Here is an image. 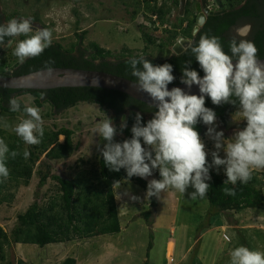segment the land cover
Listing matches in <instances>:
<instances>
[{"label": "trees", "instance_id": "16d2710c", "mask_svg": "<svg viewBox=\"0 0 264 264\" xmlns=\"http://www.w3.org/2000/svg\"><path fill=\"white\" fill-rule=\"evenodd\" d=\"M125 0L122 5L132 7V17L139 12L145 18V22L158 34L145 32L141 25L139 28L145 47L140 54H133L130 49L122 47L121 52L114 55L108 49L101 47L95 41H90L87 47L82 45L83 36L76 35L77 42L63 46L61 43L52 42V45L44 52L33 58H28L24 63L19 61L10 63L6 59V52L2 48L12 38L6 37L5 44L0 45V76L5 75L7 69L12 70V75H24L34 71L47 68H75L83 70H96L114 74L135 82L131 70L127 64L130 57L139 55L155 65L169 63L173 66V75L176 79L169 85L180 84L182 75L181 69L186 66L185 62L191 60L190 67L195 69L200 76L204 73L199 68L198 62L185 50L178 55H171L164 59V49L171 47L178 37L198 41L201 34L215 35L221 38L224 50L228 51V41L234 35L236 27L243 24H250L251 31L247 39L253 41L258 49L257 57L264 58V0H211L214 11H222L218 15L207 16L205 23L193 36V28L196 24L194 3L196 0H185L184 14H177L174 21H170L171 6H178L180 0ZM152 4V5H150ZM141 10V11H139ZM17 14H7L0 10V23L7 22ZM18 16V15H17ZM166 28L155 27V20ZM36 21H39L35 18ZM24 39L17 37V41ZM158 39V41H157ZM157 45L161 55L153 56L148 52L149 47ZM15 49V47H14ZM22 94L33 96L34 105L41 107L47 104L51 112L59 113L66 109L75 107L81 102L97 104L112 111L116 118L129 110L127 127L125 132L127 139L131 137L130 129L134 123V114L141 113L142 122L152 117V109L146 104L137 101L121 92L106 90L94 87H63L48 90H21L7 89L0 87V116L12 118L14 114L23 111L12 112L9 109L8 100L10 97H18ZM18 99V98H17ZM19 100V99H18ZM21 108L24 105L21 100ZM205 106L212 108L217 121L223 125L227 124L228 113L236 111L238 106L232 104L213 105L210 98L205 99ZM154 111V109H153ZM44 128V135L40 143L26 145L14 133H7L0 129L2 137L9 146L10 151L20 153L15 159L7 160V167L10 175L6 180L0 182V206L10 195L6 194L10 189H18L21 185L27 186L34 173L37 175L38 188L42 187L48 179L52 180L51 187H48L44 196L47 201L34 200L25 211L16 215V224L9 232H5L0 226V260L5 258V248L12 244H31L43 248L50 244H64L72 241L86 240L102 235H117L121 232V223L115 203V181H121L120 188L135 184L146 191L147 180L139 177H132L127 183L124 169L119 172L109 171L104 165L100 155L96 163L85 169L78 167L71 178H63L51 173V160H65L76 149L72 137L74 131L67 127L57 128L56 126ZM196 129L200 136L205 134L204 124L198 123ZM59 136H64V141L59 142ZM104 142V141H103ZM28 150L30 156L27 160L23 158V152ZM43 156L44 160H39ZM38 163V164H37ZM84 163V162H83ZM154 179H159L158 171L153 172ZM211 179L208 181L210 188L206 199L210 205L208 214H220L232 217L231 213H240L247 209H264V170L261 172L252 171V179L245 184L237 182L235 186L224 184L226 176L224 171L210 169ZM234 188L235 195L229 196L224 193V188ZM120 192V190H118ZM50 193V195H49ZM121 193V192H120ZM157 198H149L148 210L141 213L144 220L149 218L152 208L155 209ZM225 216V217H226ZM230 222V221H229ZM232 223V221H231ZM230 223V224H231ZM208 225V224H207ZM240 237L243 233L240 232ZM153 238V237H152ZM241 244L247 246L245 238ZM152 239L148 241L145 256L152 250ZM17 264H24L18 260ZM61 264H76L73 257H67ZM140 264H148L142 260Z\"/></svg>", "mask_w": 264, "mask_h": 264}, {"label": "rangeland", "instance_id": "374dc122", "mask_svg": "<svg viewBox=\"0 0 264 264\" xmlns=\"http://www.w3.org/2000/svg\"><path fill=\"white\" fill-rule=\"evenodd\" d=\"M123 1L125 0H0V10L7 14H17L19 18L30 17L34 21L37 18L51 29L53 42L63 46L77 42L76 35H82L85 31L82 39L84 47H87L90 41H95L114 55L119 54L122 47L130 49L133 54H140L145 47L139 30L140 25L142 29L146 27V30H143L145 32L158 35L159 32L153 31V27L152 30L147 29V26L152 25L146 24L142 13L132 17L130 11L133 8L123 6ZM170 4V21H174L179 7L171 1ZM157 26L160 27V24ZM14 47L6 52V59L11 64L18 60L13 55ZM148 52L155 57L161 55L157 45L149 47ZM17 98L26 106L37 107L30 94H22ZM37 108L40 110L43 127H67L74 131L72 140L76 146L75 151L65 160L48 162L51 173L60 177L71 178L78 167L87 169L96 163L101 155L99 148L104 142L94 130L97 123L104 118V114L112 118L117 126L118 132L114 141L127 139L125 129L120 132L119 126L121 117L127 120L129 110H125L116 118L110 110L90 102L78 103L75 107L59 113L51 112L47 104ZM236 111L228 113L226 125L216 120L217 130L224 132L225 139H231L238 129L246 126V121L237 120ZM0 118L9 125L8 128L0 129L15 134L13 128L25 117L16 113L12 118ZM204 127L206 132L207 126ZM201 139L205 143L206 151L210 153L215 150L213 141L205 134ZM59 142H63V136H59ZM223 155L221 152L220 156ZM43 158L41 156L38 163L43 161ZM206 159L210 163L211 155ZM213 169L223 171V166ZM150 179H154V175L146 180ZM38 181L34 173L27 186L21 185L18 189L7 191L6 194L10 196L0 206V226L5 232L12 230L16 224V215L25 211L34 200L47 201L44 194L53 182L48 179L38 188ZM125 188H122L123 191L128 188L131 191L122 194L116 190L115 196L122 225L119 234L63 245L50 244L43 248L31 244H12L5 248V258L0 260V264H17L18 260H22L24 264H61L67 257L75 258L76 264H140L144 259L148 264H229V250L242 245L243 238L250 249L264 251V209H247L240 213H231L232 217L210 215V205L206 197L193 200L188 195L194 189L189 188L184 196L168 189L160 193L155 209L152 208L149 218L144 220L141 213L149 208V199L144 198L146 191L135 184H129L128 188ZM131 195L139 199L132 200ZM240 232L243 233L241 237ZM225 236L228 237L227 240ZM151 239L153 247L146 257L147 243Z\"/></svg>", "mask_w": 264, "mask_h": 264}, {"label": "clouds", "instance_id": "9594fccd", "mask_svg": "<svg viewBox=\"0 0 264 264\" xmlns=\"http://www.w3.org/2000/svg\"><path fill=\"white\" fill-rule=\"evenodd\" d=\"M159 24V28H163L158 21ZM155 27H158L156 22ZM234 31L227 52L219 36L207 33L201 34L198 41L189 43L185 51L198 62L204 75L200 76L190 67L191 60L186 61V66L181 69L180 83L188 91L180 87L169 90L168 85L176 79L171 64L155 65L143 55L127 60L131 75L136 78L133 87L145 93L151 101L152 117L142 122L141 113H135L131 137L120 142L114 141L118 132L116 124L105 114L94 131L104 141L99 148L104 165L113 172L124 169V182L134 176L147 179L158 171L160 178L148 180L144 198L159 199L160 193L168 189L184 196L192 188L194 191L188 193L191 199H204L210 188V169L223 166L224 184L233 186L237 182L245 184L250 181L253 169H264V63L257 57L255 43L247 39L251 25L243 24ZM19 36L24 39L16 42L13 55L21 64L28 58L41 55L53 42L51 29L34 30L30 17L11 18L0 23V45L5 44L6 37ZM179 38L184 39L180 36L176 41ZM193 85L198 87V95L191 94ZM206 97L213 105H237L235 116L238 121H246V126L238 129L231 139H225L224 132L217 130L215 111L205 106ZM8 104L10 111L22 110L25 117L13 128L15 134L28 145L40 143L44 135L40 110L34 106L22 109L16 97H10ZM198 123L207 126L205 135L213 141L215 149L210 153L196 129ZM8 127L7 121L0 118V128ZM126 127L127 120L121 117L119 131ZM19 154L10 151L0 137V182L10 175L7 160L15 159ZM209 154L212 157L210 163L206 159ZM29 156L30 152L25 150L23 158L27 160ZM113 186L119 189L121 181H115ZM224 193L234 196L235 189L225 187ZM130 199L139 198L131 195ZM228 255L229 264H264V251L244 245L231 248Z\"/></svg>", "mask_w": 264, "mask_h": 264}, {"label": "water", "instance_id": "95a60500", "mask_svg": "<svg viewBox=\"0 0 264 264\" xmlns=\"http://www.w3.org/2000/svg\"><path fill=\"white\" fill-rule=\"evenodd\" d=\"M184 6L185 0H180L178 13L181 16L184 14ZM201 6L202 7H200L199 4L196 5V24L193 28V32L199 30V28L205 23L207 16L222 13V11L209 9L206 0H201ZM14 41L15 38H12L11 43H8L3 47V51H8ZM190 42V39L184 38L183 41H181L179 38L174 45L164 49V59L169 58L173 54L178 55L182 53L188 47ZM258 59L264 63V58ZM49 69H51V71ZM134 83L135 82L132 80L103 71L58 67L41 69L24 75H12L10 71H7L4 76H0L1 88L48 90L63 87H94L121 92L150 107V99L145 93L137 91L136 88L133 87ZM172 87H180L188 91L186 86L181 83L168 85L169 90H171ZM190 92L191 94L198 95V87L193 85Z\"/></svg>", "mask_w": 264, "mask_h": 264}, {"label": "flooded vegetation", "instance_id": "af4514ba", "mask_svg": "<svg viewBox=\"0 0 264 264\" xmlns=\"http://www.w3.org/2000/svg\"><path fill=\"white\" fill-rule=\"evenodd\" d=\"M206 3H207V7L209 8V9H211V10H213V6H212V3H211V0H206ZM197 4H199L200 5V7H202L201 6V0H196L195 1V3H194V7H195V15H197V11H196V5ZM15 17L16 18H19L17 15H15ZM14 17V18H15ZM4 23H6V22H4ZM32 27L34 28V29H39V28H45V27H47V26H45L44 24H42L40 21H34V19H32ZM47 28H49V27H47ZM50 29V28H49ZM11 41V40H10ZM16 42H17V37H15V41H14V43L12 44V46L10 47V48H13L15 45H16ZM9 43V42H8ZM9 48V49H10ZM8 49V50H9ZM2 50H3V48H2ZM5 52V51H4ZM7 52V51H6ZM18 61V60H17ZM16 61V62H17ZM7 71H10L11 73H12V70H6L5 71V73L7 72ZM67 110V109H66ZM62 112V111H61ZM112 112V111H111ZM113 113V112H112ZM114 114V113H113ZM115 115V114H114ZM63 141H64V136H63Z\"/></svg>", "mask_w": 264, "mask_h": 264}, {"label": "crops", "instance_id": "0c3cea01", "mask_svg": "<svg viewBox=\"0 0 264 264\" xmlns=\"http://www.w3.org/2000/svg\"><path fill=\"white\" fill-rule=\"evenodd\" d=\"M128 188V187H127ZM124 189V188H123ZM123 189H116L117 190V192H119L118 190H120V192L122 193V194H124V193H127L128 191L130 192L131 190L128 188V190L126 191H123ZM126 189V188H125ZM116 190H115V196H116ZM117 210H118V208H117ZM118 214H119V212H118ZM119 216V215H118ZM120 217V216H119ZM121 227H122V225H121ZM102 236H106V235H102ZM99 237H101V236H97V238H99ZM94 238H96V237H94ZM84 241V240H83ZM73 242V241H72ZM69 243V242H68ZM68 243H64V244H68ZM57 245H63V244H57ZM48 246V245H47ZM46 247V246H45ZM153 263V262H152Z\"/></svg>", "mask_w": 264, "mask_h": 264}, {"label": "built area", "instance_id": "2783aa9c", "mask_svg": "<svg viewBox=\"0 0 264 264\" xmlns=\"http://www.w3.org/2000/svg\"><path fill=\"white\" fill-rule=\"evenodd\" d=\"M153 19H154V20H156V16H154V17H153ZM156 25H158V21L156 22ZM162 27H163V28H166V27H167V25H166V24H164V25H162ZM158 28H159V27H158ZM151 30H152V29H151Z\"/></svg>", "mask_w": 264, "mask_h": 264}]
</instances>
